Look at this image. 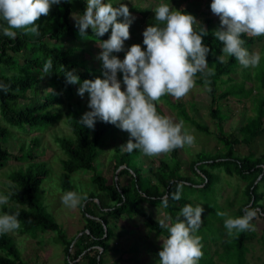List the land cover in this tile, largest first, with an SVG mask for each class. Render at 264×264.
I'll use <instances>...</instances> for the list:
<instances>
[{
  "label": "trees",
  "instance_id": "1",
  "mask_svg": "<svg viewBox=\"0 0 264 264\" xmlns=\"http://www.w3.org/2000/svg\"><path fill=\"white\" fill-rule=\"evenodd\" d=\"M158 1L155 7L151 5V7L141 8L139 6L145 17L149 16L151 9L169 2V0ZM147 2L149 1L146 0L145 3ZM80 6L81 15H83L86 10V3H83V0H65V2L62 0L61 4L53 5L49 15L42 16L36 22L40 25L38 36L24 35L22 31H17L15 39L6 37L2 31V26L6 25L0 20L1 116L8 125L18 128L20 133L44 132L64 118L65 124L72 132L69 136L56 137V142L65 157L61 160L63 169L61 186L65 193L74 191L79 194L72 180L74 174L83 171L93 172L91 177L93 186L99 193L92 192L86 196L87 199L82 200L84 218L87 223L77 238L80 245L75 251L74 259L85 261L86 264H103L104 256L110 248V241L115 237V230L111 227L110 219L120 220L126 216L128 218L138 216L143 219L150 231L167 238V229L162 228L159 221L145 211L144 205L162 207L172 218L176 217L183 206L190 205V200L183 194L179 201L171 198V194L177 190V185L183 183L185 189H200L205 193L217 180L218 170H224L229 176H238L246 183L247 193L251 197V208L258 209L257 216L251 224L256 219L264 221V151L259 156L254 153L247 155L237 153V146L251 145L264 133V93H262L264 91V58L261 66L256 69L255 77L252 73L247 74L242 71L241 80L237 82L232 76L238 74L242 66L234 57L226 55L223 63L217 60L223 54V44L214 35L220 27V20L215 21L213 17L208 16L205 19V25L197 27L195 31L199 33L204 28L207 32L203 37V43L210 49L206 57L208 69L214 70V75L207 77L211 91L205 88L201 73L196 76V84L205 88L213 105L229 96L240 100L253 98L256 116L240 127L239 134L243 139L235 134H225L219 124V134L216 137L222 148L216 154H205L204 157L190 164L194 175L200 177L201 181L194 179L195 176L188 177L181 173L182 162L179 160V148H177L172 151L173 163L160 161L158 169H148L155 181L149 174L144 175L142 169L129 170L125 157L130 156L131 152L126 151L119 163L115 165L116 171L122 168L117 174V181L110 183L102 175L95 174L96 161L100 149L104 146V137L114 132L117 126L97 120L94 129L84 127L79 122L85 114L84 106L81 109V104L76 101V91L80 85H70L65 80L67 71L71 70H75L81 83L84 80L104 78L103 71L92 67L89 61L75 58L79 52L87 51V44L79 38L77 33L79 30L73 22V15ZM173 6L176 7L175 2ZM148 9H150L149 12ZM183 12L189 14L186 8ZM119 22H122V18H119ZM110 34L111 30L103 37H96L92 30L88 29L86 40L97 39L96 42L100 43L109 39ZM68 39L75 44H78V41L84 44L83 46L80 44V47L68 45L62 47L61 44L66 43ZM241 39L245 41L243 47L247 50L258 40L257 37L247 34H243ZM49 58L52 60V67L45 73L43 66ZM248 83H253L251 88L246 87ZM156 108L161 114L159 101L156 102ZM211 115L218 123L226 118L218 107L211 111ZM186 121L195 125L199 131L210 133L207 126L192 121L190 117ZM15 134L17 133L0 124V170L4 169L12 159L18 162L30 160L33 163H30L25 170L21 169L8 175L11 184L7 190L3 191V194L9 196V201L3 205V214L19 213V229L23 235L54 232L64 240L65 235L60 225L37 199V194L48 175L45 164L35 163L37 156L32 145L30 146ZM40 139L41 137L38 136L32 141L37 144ZM10 140L20 143V155H13L9 150ZM125 175L131 178V182L127 185L120 182V178ZM164 197L168 198L167 207L162 205ZM245 208L246 206L241 208L236 217L243 216ZM226 234L225 229L222 231V236L226 237ZM257 237L259 236L256 230L249 235L246 231L237 233V256L239 260L245 261V264H248L249 252V248L245 247L246 242ZM262 240L264 235L259 238L261 243ZM219 242L220 239L213 240L211 244ZM64 244L69 256L72 251L71 242L66 241ZM210 259L204 260L206 262L201 264H216L215 256ZM0 264H28L22 259L20 250L9 234L0 235Z\"/></svg>",
  "mask_w": 264,
  "mask_h": 264
},
{
  "label": "clouds",
  "instance_id": "2",
  "mask_svg": "<svg viewBox=\"0 0 264 264\" xmlns=\"http://www.w3.org/2000/svg\"><path fill=\"white\" fill-rule=\"evenodd\" d=\"M61 3L62 0H0V20L6 25L2 26L3 34L11 39L17 37V31L38 36L40 25L36 22L42 16H48L53 5ZM168 3L159 4L154 9L155 20L163 26H148L142 34L146 50L134 44L121 61L113 53L123 51L124 42L130 38L134 17L129 8L125 4L114 7L105 0H86L83 15H73L79 34L84 37L91 29L96 37H103L111 30L110 38L99 43L102 52L98 59L102 61L104 78L81 83L75 70L67 71L65 75L67 84L80 85L78 96L83 98L88 94V108L91 110L79 121L84 127L94 129L97 120L115 125L130 135L126 145L121 147L123 150L132 152L138 149L150 157L195 144V136L185 127L184 121L174 122L159 114L156 102L164 96L176 100L187 96L195 87L198 73L203 74L204 86L211 91L207 77L214 75L206 60L210 49L203 43L207 32L204 28L196 32L193 27L197 23L195 17L173 10ZM210 8L220 19V27L214 35L223 44V54L217 60L223 63L226 55L234 57L244 68L257 67L260 54L249 53L243 47L245 41L241 36H264V0H212ZM51 67L49 58L43 71L47 73ZM118 73L122 74L124 90ZM183 187V183L177 185L176 192L171 194L173 200L181 199ZM82 198L87 199L68 191L62 195L61 202L75 209ZM8 201V195H0V205ZM162 205L168 206L167 197L162 198ZM203 212L200 205H185L171 225L163 220L159 222L168 232L158 253L159 264H198L203 257V245L201 237L195 233L201 227ZM257 213L258 209L249 206L240 217L233 218L226 212L217 215L226 217L224 228L231 236L234 231H254L251 221ZM18 216V212L0 214V235L20 228Z\"/></svg>",
  "mask_w": 264,
  "mask_h": 264
},
{
  "label": "rangeland",
  "instance_id": "3",
  "mask_svg": "<svg viewBox=\"0 0 264 264\" xmlns=\"http://www.w3.org/2000/svg\"><path fill=\"white\" fill-rule=\"evenodd\" d=\"M105 1L111 3L114 7L125 4L129 8V12L131 11V16L134 17L133 23L130 26V38L124 42V50L119 53H113V55L122 61L127 50L134 44H138L142 47V50H146V46L143 44V32L148 26L162 27L163 25L155 20V8L148 9V12L150 10L149 16L146 17L141 8L151 7V5L155 7L159 1L147 0L149 1L147 3H145L146 0ZM174 2L176 7L173 6ZM184 2L185 0H172L168 5L173 10L182 12L186 8L189 15L194 16L197 21L193 25L194 30H197V27L205 25V19L208 16L213 17L215 21L220 20L219 17L211 12L210 5L212 0H186ZM83 3H86V0H83ZM81 10V6L77 7L75 15H81ZM73 22L75 23L74 19ZM77 33L81 41L87 44V51L79 52L75 58L87 60L92 67H97L99 71L104 72L102 61L98 59L102 52V49L99 47V42H96L98 40H86V36L82 37L79 32ZM110 35L108 36L109 38ZM257 39L255 45L248 49V51L249 53H259L261 57L260 63L255 68H244L242 66L237 72L238 74L232 76L237 82L241 80L240 74L242 76V71H245L247 74L252 73L253 77H255L256 69L263 63L264 36L257 37ZM80 44L83 46L84 43L78 41V44H75L68 39L61 46L80 47ZM118 79L122 84L121 73H118ZM251 84L253 85V83ZM251 84L248 83L246 87L251 88ZM122 90H124L123 84ZM77 92L78 90L76 91V101L81 104V109L84 106V113L90 111L91 109L88 108V94L86 93L81 98L77 95ZM254 104L253 98L240 100L234 96H229L227 99L217 101L213 105L210 96L205 92V88L196 83L189 94L180 100H176L171 96L162 97L159 101L161 114L171 118L174 122L183 120L185 127L195 136V144L193 146L189 147L186 145L183 148H179V160L182 162L181 173L188 177L195 176L196 178L194 179L201 181L200 177H197L196 174L194 175V171L191 170V162L201 159L208 153L216 154L222 148V145L216 137L219 134V124L222 126L225 134H235L243 139L239 134V129L250 118L256 116ZM216 107L226 116L225 120L219 123L211 115V111ZM188 116L192 121L207 126L210 133H203L195 128L196 126L191 122H187ZM0 124L8 127L12 132H16L17 134L15 135L17 137H21L27 144L32 145L31 147L37 156L35 163L38 165L45 164L48 175L44 179V183L37 194V199L46 207L47 212L51 214L56 223L60 225L65 235V239L63 240L62 237H59L54 232H39L35 235L34 233L23 235L20 233L21 229H18L12 233H8L13 237L14 242L20 250L22 259L28 264H86L85 261H76L74 259L75 251L80 245L77 238L81 235V231L84 230L85 224L87 223L83 212V198L79 206L75 209H70L61 202V197L65 193L61 186V176L63 173L61 160L65 159V157L56 142V137L71 135L72 131L70 127L65 124L63 118L57 125L50 127L44 132L27 131L20 133L18 128L8 125L1 114ZM38 136L41 139L39 143L35 144L32 140ZM129 139V133L120 130L118 127L114 132L112 131L104 137L105 142L98 154L95 174L102 175L110 183L117 181V174L122 168L116 171L115 165L119 163L122 155L126 153L121 147L126 145ZM8 148L13 155H20L21 153L20 143H17L16 140H10ZM263 151L264 133L254 140L251 145L237 146V153L240 155L254 153L256 156H259ZM129 155L127 158L125 157L129 170L142 169L144 175L149 174L148 169H158L160 161H166L169 164L173 163V159L171 158L172 151L167 154L150 157L144 155L140 150L135 149ZM30 163L33 162L30 160L18 162L12 159L4 169L0 170V195H4L3 191L7 190L11 184L8 175L21 169L25 170ZM92 175L93 172L83 171L74 174L72 177L73 183L77 186L81 197L87 196L92 192L99 193L93 186ZM149 175L155 181L154 176ZM217 175V180L214 181L211 189L205 193L200 189L189 190L184 187L182 189V194L190 200V205L193 207L200 205L204 208L201 227L195 233V235L201 237V243L203 245V257L198 261V264L206 262L204 260H211L210 258L212 256H215L216 264H239V261L240 264H245V261L242 259L239 260L237 256L236 239L238 232L234 231L231 236L228 234H226V237L224 235L222 236V231L225 230L224 220L226 217H221L217 213L226 212L228 216L234 218L241 208L252 205L250 201L251 197L247 193L246 183L238 176H229L224 170H218ZM126 176L121 177L120 182L127 185L131 182V178ZM144 209L147 213L152 214L156 220L159 222L163 220L168 225L174 223L177 218V215L172 218L162 207L144 205ZM0 214H3V205H0ZM183 219L181 217V220ZM110 220L111 227L115 230V237L110 241V248L104 256L103 264H159L160 258L158 253L162 250V241L166 239L165 237L150 231L144 224L143 219L138 216L131 218L126 216L120 220ZM252 225L259 237L246 242L245 247L249 248L247 254L248 264H264V240H262L263 244L259 241V238L264 235V221L256 219L252 222ZM255 230L246 231V233L249 235L255 232ZM218 239H220L218 244H211L213 240ZM66 241L71 242L72 245V251H70L69 256L65 251L64 243ZM216 251L218 252L215 253Z\"/></svg>",
  "mask_w": 264,
  "mask_h": 264
}]
</instances>
